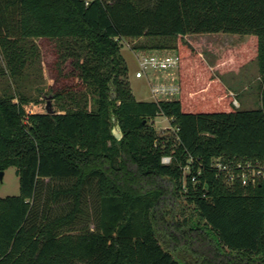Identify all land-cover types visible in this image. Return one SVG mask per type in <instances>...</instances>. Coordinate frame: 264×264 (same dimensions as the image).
<instances>
[{"label":"trees","instance_id":"1","mask_svg":"<svg viewBox=\"0 0 264 264\" xmlns=\"http://www.w3.org/2000/svg\"><path fill=\"white\" fill-rule=\"evenodd\" d=\"M210 33L248 38L210 63L185 38ZM142 37L133 49L178 55L177 98L134 97L119 41ZM251 61L259 104L246 108L218 74ZM44 69L55 112H27ZM0 76V171L19 182L0 197V264H184L177 249L264 264V182L228 186L210 168L264 160V0H0ZM183 203L197 216L177 218Z\"/></svg>","mask_w":264,"mask_h":264},{"label":"rangeland","instance_id":"2","mask_svg":"<svg viewBox=\"0 0 264 264\" xmlns=\"http://www.w3.org/2000/svg\"><path fill=\"white\" fill-rule=\"evenodd\" d=\"M191 45L196 49L200 57L205 58L210 63H213L214 59L219 57L228 49L234 50L238 45L245 40L248 36H239L228 33H210V34H190L185 37ZM145 38H122L120 43V54L123 57L126 67H127V80L130 86V89L134 97L138 100H148L150 99V91L147 81L144 77L138 78L135 77V71L139 68L137 62L136 51L133 49L134 45L144 42ZM39 45V54L40 59L42 60H51L52 54L50 53V46L45 41H37ZM151 51V50H147ZM161 51H170L168 49ZM45 62V61H44ZM256 62L251 61L242 65L236 70L226 71L223 74H218L222 82H224L229 93L233 96V99L239 101L240 98L247 100L248 102H253L257 100V80L255 78L256 72ZM30 68V67H29ZM150 78L152 80L156 78L158 73H150ZM33 75H31L30 81L32 80ZM178 79V77H177ZM41 78L38 79L40 81ZM155 80V79H154ZM4 77L0 76V92L3 86H6ZM27 82V83H26ZM25 85L23 86L26 90H29L33 87L29 80H26ZM41 90L40 92H31L35 100L29 102L26 105L27 112H45L44 105L47 98L50 99L51 105L55 107V101L51 97L52 94L49 90V84H51V78L46 69L43 70V80L41 81ZM9 83V81H8ZM24 83V82H23ZM22 83V84H23ZM30 84V85H27ZM37 83H35L36 85ZM9 85V84H8ZM10 86H14V83H11ZM30 88V89H29ZM50 96V97H48ZM252 105V104H251ZM254 107V106H253ZM153 124L156 132L159 135H173L175 129L170 126L169 121L164 116H157L153 120ZM19 193V182L18 176L15 171V166H9L4 170L2 179L0 180V197L7 195H17ZM182 199V197H180ZM184 202V201H183ZM42 203V201H41ZM178 209L175 211L176 217H196V212L193 209L192 204L187 206L186 203H183L181 208L179 205ZM42 208V207H41ZM164 213L171 211V207L163 204ZM178 211V212H177ZM163 241V240H162ZM163 243V242H162ZM165 246V244L163 243ZM173 257L180 261L181 263L188 264H199L197 261L194 262V256H190L185 251L181 249L171 250Z\"/></svg>","mask_w":264,"mask_h":264},{"label":"built area","instance_id":"3","mask_svg":"<svg viewBox=\"0 0 264 264\" xmlns=\"http://www.w3.org/2000/svg\"><path fill=\"white\" fill-rule=\"evenodd\" d=\"M88 3V0H85ZM138 69L135 77H144L150 91V99H175L179 93L177 79L178 55L175 51L161 50H137L136 51ZM158 73L152 80L149 74ZM237 105L236 99H233ZM165 117V116H164ZM168 121L169 118L165 117ZM170 123V121H169ZM163 163L170 161V156L163 155ZM187 166L184 170H187ZM210 168L215 171V175L228 186H255L264 182V160L259 159H226L214 157L210 161ZM194 180V175L192 177Z\"/></svg>","mask_w":264,"mask_h":264},{"label":"water","instance_id":"4","mask_svg":"<svg viewBox=\"0 0 264 264\" xmlns=\"http://www.w3.org/2000/svg\"><path fill=\"white\" fill-rule=\"evenodd\" d=\"M48 97H50V96H48ZM44 109H45V112H47V113H54V112H55L54 108H53L52 105H51V101H50L49 98H47V100L45 101ZM112 131H113L114 135H115L117 138H120V137H121V134H120V132H119L120 130H119V127H118V126H114V127L112 128ZM3 174H4V171L1 170V171H0V180H1L2 177H3Z\"/></svg>","mask_w":264,"mask_h":264},{"label":"crops","instance_id":"5","mask_svg":"<svg viewBox=\"0 0 264 264\" xmlns=\"http://www.w3.org/2000/svg\"><path fill=\"white\" fill-rule=\"evenodd\" d=\"M255 78H256V80H258V78H259L257 67H256V72H255ZM258 104H259L258 100L253 101V102H248L247 100H243L242 98H240L239 101H237V106L241 105L242 107H246V108H250V107H253V106L257 107Z\"/></svg>","mask_w":264,"mask_h":264}]
</instances>
